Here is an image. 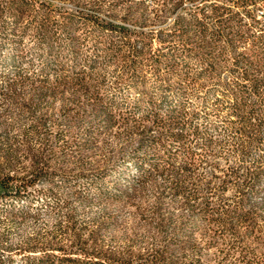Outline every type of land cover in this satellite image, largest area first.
<instances>
[{
  "label": "trees",
  "instance_id": "1",
  "mask_svg": "<svg viewBox=\"0 0 264 264\" xmlns=\"http://www.w3.org/2000/svg\"><path fill=\"white\" fill-rule=\"evenodd\" d=\"M69 1L0 0V216L53 218L15 249L25 264H207L220 244L226 264L264 233V163L245 160L264 144V0ZM89 149L102 168L50 167ZM22 150L30 168L4 169ZM220 150L239 161L220 168Z\"/></svg>",
  "mask_w": 264,
  "mask_h": 264
},
{
  "label": "rangeland",
  "instance_id": "2",
  "mask_svg": "<svg viewBox=\"0 0 264 264\" xmlns=\"http://www.w3.org/2000/svg\"><path fill=\"white\" fill-rule=\"evenodd\" d=\"M55 2L59 5L72 8V2L69 0H55ZM148 8L153 9V0H146L145 4ZM189 8H191V5H188ZM260 11V10H259ZM262 11V10H261ZM261 14V12H260ZM162 24H152L147 26V30H154L161 26ZM131 26L138 27L136 24L131 23ZM6 56V53L2 52L0 49V70L3 69H9L10 66L5 67L3 60ZM3 59V60H2ZM124 94L128 95L127 91H124ZM222 131V132H221ZM216 132V133H215ZM13 133H16L14 131ZM219 133V134H218ZM226 133L220 128L217 130H214L213 137L220 138L222 136H225ZM229 134V133H228ZM226 135L225 137H230L229 135ZM19 137V136H18ZM68 137H66L67 139ZM33 145L35 142V138H31L29 140ZM60 146H62L64 143L61 141ZM227 150V149H226ZM226 150H220L216 151L215 154L216 160L219 161L220 168H227L228 167V161H239V156L232 154ZM202 155H204L202 152L198 151L196 154L197 158H201ZM30 155L28 152L21 151L18 154V157L16 158V162L13 168H4L6 170L10 169L15 172L22 173L25 171V169L30 168ZM103 150H93L89 149L85 151L82 154L77 155H64L55 157L50 162V167L57 169V170H65L70 172H76L78 170H91L93 168H102L103 166ZM246 162L248 165L253 162L254 160H261L262 163H264V144H262L260 147L255 148L253 150V153L246 157ZM14 163V162H13ZM201 168H210V167H201ZM260 168H264V165H262ZM264 185V176L262 177L260 186L262 187ZM8 203H0V209H3L5 207H8ZM53 218H47V219H41L39 222H35L31 219H28L26 221H22L21 219H11L6 218L5 216H0V242L2 243H8L13 244L12 250H6V252L3 251V249H0V253L4 254L2 263L1 264H25L24 263V253L16 250L15 247H18L23 240H26L28 236L31 235L33 232L32 228L35 227H44L46 224L52 223ZM129 222L132 224L133 222L136 223V220L130 219ZM258 232V231H257ZM253 234V236H250L246 238L244 241H242L243 245L247 246L246 250L244 252L235 251L231 252L228 255V262L226 264H244L243 263V255L247 259L251 260H264V233H257ZM115 235H120L119 231L114 232ZM227 240V239H226ZM224 245H218L217 248L212 249H203V257L207 260V264H220L219 260L222 256V253L219 251V249L223 248ZM20 252V253H19ZM6 255H11L12 260H8ZM259 261V263L256 264H264V262Z\"/></svg>",
  "mask_w": 264,
  "mask_h": 264
}]
</instances>
